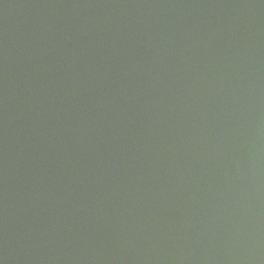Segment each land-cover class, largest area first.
Wrapping results in <instances>:
<instances>
[{"label": "water", "instance_id": "1", "mask_svg": "<svg viewBox=\"0 0 264 264\" xmlns=\"http://www.w3.org/2000/svg\"><path fill=\"white\" fill-rule=\"evenodd\" d=\"M0 264H264V0H0Z\"/></svg>", "mask_w": 264, "mask_h": 264}]
</instances>
